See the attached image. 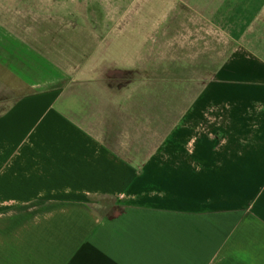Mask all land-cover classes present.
Returning a JSON list of instances; mask_svg holds the SVG:
<instances>
[{"label": "crops", "instance_id": "1", "mask_svg": "<svg viewBox=\"0 0 264 264\" xmlns=\"http://www.w3.org/2000/svg\"><path fill=\"white\" fill-rule=\"evenodd\" d=\"M187 3L234 51L131 155L69 114L68 69L0 14V264H264V0Z\"/></svg>", "mask_w": 264, "mask_h": 264}, {"label": "rangeland", "instance_id": "2", "mask_svg": "<svg viewBox=\"0 0 264 264\" xmlns=\"http://www.w3.org/2000/svg\"><path fill=\"white\" fill-rule=\"evenodd\" d=\"M177 2L0 0V14L68 69L80 102L69 114L131 155L171 130L235 48L210 9Z\"/></svg>", "mask_w": 264, "mask_h": 264}]
</instances>
